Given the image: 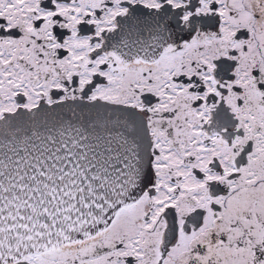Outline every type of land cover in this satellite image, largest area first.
Masks as SVG:
<instances>
[{"label": "snow or ice", "instance_id": "6c2138e0", "mask_svg": "<svg viewBox=\"0 0 264 264\" xmlns=\"http://www.w3.org/2000/svg\"><path fill=\"white\" fill-rule=\"evenodd\" d=\"M0 264H264V0H0Z\"/></svg>", "mask_w": 264, "mask_h": 264}]
</instances>
